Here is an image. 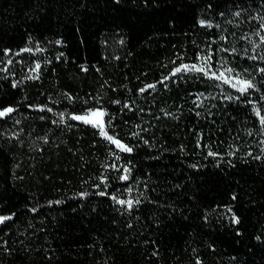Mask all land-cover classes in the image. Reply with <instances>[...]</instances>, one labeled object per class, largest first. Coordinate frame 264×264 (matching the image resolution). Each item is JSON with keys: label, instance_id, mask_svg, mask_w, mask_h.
<instances>
[{"label": "trees", "instance_id": "obj_1", "mask_svg": "<svg viewBox=\"0 0 264 264\" xmlns=\"http://www.w3.org/2000/svg\"><path fill=\"white\" fill-rule=\"evenodd\" d=\"M236 2L0 0V58L4 48L15 51L34 46L36 41L46 48L34 59L26 53L21 55L27 66L35 59L41 61L40 79H24L37 73L24 72L28 68L14 65L16 76L0 80V107L19 104L18 112L12 116L21 121L15 126L12 120L0 123V130L24 129L23 147L15 140L9 144L0 138V215L18 212L15 223L0 225V237L9 239L14 248L11 255L0 253V264H194L196 255L204 264H264V163L239 158L249 145L255 154L258 149L253 141L261 139L255 135L259 125L250 107L236 101L205 100L213 114L209 116L198 109L201 115L197 116L191 111L195 96L188 94L211 91L218 95L221 89L208 88L195 79L166 81L167 89L157 84L154 91L137 92L167 75L178 54H184V62H195L199 51L196 44H202L207 34L218 33L216 29L201 28L198 20L221 22L217 13L227 11L229 4L236 10ZM239 2L247 6V0ZM209 3L212 9L207 8ZM257 3L252 0L253 14L260 11ZM57 39L62 43L55 44ZM243 46L242 41L237 45ZM60 53L63 56L57 60ZM228 60L230 66L241 68H252L257 63L241 60L238 55L235 62L230 56ZM11 79L23 82L12 88ZM104 81L116 91L108 85L101 88ZM62 92L81 100L89 93L100 92L106 101L132 99L134 107L145 109L142 113L121 114L122 118L118 115V131L125 142L140 145L130 154L135 165L133 172L157 189L149 190L151 199L174 205L176 212L170 207L145 203L138 213L143 217L142 227L127 229L126 218L114 210L106 197L85 200L83 206L79 198L69 199L82 190V178L98 171L106 151L103 144H93L98 137L91 128L81 126L61 133L50 120L39 121L38 111L27 108L29 103L47 104L56 111L80 107V101L70 104L63 99ZM213 104L216 107H211ZM118 109L112 105L109 111L116 113ZM161 109L173 115L165 116ZM47 115L55 118L53 113ZM123 120L129 123L124 124ZM137 124L149 129L141 135L151 147L130 136V131H138ZM248 131L254 135L248 136ZM45 133L50 137L47 146L38 139ZM201 134L202 144H210L222 154L239 148L237 157L224 155L219 166L211 157L204 159L207 149L195 146ZM29 145H35V149ZM40 147H44L43 153L38 151ZM228 159L233 160L234 166L226 163ZM194 163L200 167H189ZM176 184L181 187H174ZM56 199L64 203L46 205L47 200ZM36 202L45 205L39 216L25 207ZM226 206H231L240 218L239 224L231 223V214H225ZM153 216L159 224L150 219ZM32 217L44 231L36 235H30L32 229L25 231ZM41 217L43 225L39 223ZM257 236L261 239L257 240ZM145 240L149 243L145 244ZM154 249L159 257L152 255Z\"/></svg>", "mask_w": 264, "mask_h": 264}, {"label": "snow or ice", "instance_id": "obj_2", "mask_svg": "<svg viewBox=\"0 0 264 264\" xmlns=\"http://www.w3.org/2000/svg\"><path fill=\"white\" fill-rule=\"evenodd\" d=\"M119 2V0H117ZM252 0H247V6H243L239 0L235 3V9L233 5L229 4L227 11H219L217 15L222 18L221 22H216L213 19L201 18L198 20V24L201 28L205 29H216L218 33L212 35L207 34L205 40L202 44H196L199 51L196 53L195 62H184V54L180 53L177 55L176 60L172 61L174 67L168 72L167 75H162L159 81L151 84H145L144 86L137 89L140 94L146 93V90L156 89L157 84H161L163 88H168V83L166 81L176 82L177 80L195 79L204 83L208 88H219L221 89L218 95L211 91H199L196 93H189L188 95H194L193 108L191 111L195 112L197 116L201 115L198 109H203L209 116L213 113L210 107L205 106V100H223V101H236L245 107H250L251 113L256 117V122H258V128L255 130V135L261 137L259 140L253 141L256 145L258 151L254 154L252 145L248 146V150L243 154L244 159L250 158L252 161H260L264 163V0H258L257 7L260 11H256L253 14L251 8ZM208 9H212V4L207 5ZM246 28V31H245ZM239 33V35H238ZM255 37L256 39H252ZM29 41L32 40L29 36ZM244 42L243 47H237L240 42ZM49 43H52L51 41ZM55 44L59 45L62 43L61 40L57 39L54 41ZM195 44V41L193 42ZM215 46V47H214ZM46 51L45 47H42L39 41H36L34 46H28L20 48L19 50H12L9 48H4L2 50L3 57L0 58V80L7 81L10 77H15L16 72L11 66L16 63L27 64V60L21 59L19 61L13 60L10 57V53L13 56H20L21 53H28L31 57L34 53H42ZM220 53H225L227 55H220ZM239 56L241 60L247 59L250 61L257 62L252 68H241L239 65L230 66L228 56L231 57L232 61H236V56ZM63 56L60 53L56 56L59 60ZM218 57V59H217ZM177 60L180 62L177 64ZM47 63H51L50 60ZM30 72L37 73L32 76H25L24 79L28 80H38L40 79L39 71L41 69V61L35 59L32 64L28 66ZM83 68V66H82ZM83 70L87 71L86 68ZM23 81L18 79H11V87L17 88ZM104 85H108L107 81L101 84V88ZM222 86H227L228 89L233 91H225ZM112 88L111 85H108ZM112 91H116L112 88ZM131 91V90H129ZM150 94V93H149ZM60 96L63 99L69 101L70 104H74L80 101L79 108H73L69 111L65 108L62 111H56L53 107H49L47 104L41 103H29L27 108L33 109L40 113L37 117L39 121L47 122L50 120L51 124L56 126L57 129L63 133L64 131H70L73 128H79L81 126L89 127L93 130V135L98 137L97 140L93 141V144L101 143L105 146L106 156L105 160L99 163V169L96 173L88 174L85 178L80 181L81 189L72 194L69 199L79 198L81 205L85 200H90L93 197H106L114 207V210L118 212L122 217H125V227L127 229L139 230L142 227L141 221L143 220L142 215L138 214L140 212L141 206L145 203L155 204L158 208L170 207L172 212H176L177 208L174 205H165L159 201L151 199L149 195V190L151 192H156L157 189L151 187V182L146 179H142L140 176H136L133 172L135 165L132 162L131 155L135 149L140 145L139 143L131 144L125 142L124 139L120 137V132L118 131V124L116 123L117 116L121 114H126L127 112H137L142 113L145 111L143 107L135 106V100L126 99L122 101L121 99H108L100 92L96 94L89 93L86 99L73 97L71 93L62 92ZM49 100L52 99L51 94L48 96ZM154 102V101H153ZM59 103V101H55ZM112 105L119 106L118 112H110L109 109ZM211 107H216L212 105ZM19 104L17 105H7L0 107V123H7L8 120H12L13 126L20 125L21 121L14 119L12 114L18 112ZM150 112L151 109L149 108ZM161 111L165 116H172L170 112H166L163 109ZM53 113L55 118L49 117L47 114ZM122 118V115H121ZM159 119V117H156ZM75 122V123H72ZM124 124H128L129 121L123 120ZM138 131H130V136L135 138L137 141H143L144 145L151 147L152 145L147 139L141 135V132L149 131L148 128H141L139 124L136 125ZM24 132L23 128L13 131L11 128L6 130H0V138L6 139L9 144L15 140L21 147L24 146V140L21 139V134ZM31 135V133H29ZM248 136H253L252 131L247 132ZM39 140L43 142V145L47 146L49 144L50 137L47 133L43 136L38 137ZM236 139H240L239 136ZM202 134L196 140V148L202 149L206 148V154H204V159L209 157L213 158L217 162V166L221 160H223L224 155L229 157H237V153L240 151L239 148L236 150H229L226 154L215 151L212 149L210 144H202ZM59 145H57L58 147ZM114 146V147H113ZM30 149H35V145H29ZM180 150H184V145L180 146ZM40 153H43L44 147L38 149ZM72 151V149H69ZM129 154L128 156H122L121 154ZM83 159V157H81ZM111 159V162H107ZM226 163L229 166H234L233 160L228 159ZM15 167L19 168L20 165L16 164ZM189 167L196 169L200 167L198 164H190ZM17 179H23V177H17ZM174 187L179 188L181 185L176 184ZM235 199V196H233ZM64 201L60 199L47 200L46 205L51 206L53 204L60 205ZM45 205H41L36 202L34 206L25 207L30 213L37 214L39 216V210ZM75 211V209H73ZM134 213H136L134 215ZM231 214L230 221L233 224H239L240 218L236 216L233 212L231 206H226V213ZM171 215V213H169ZM14 217L18 218V212H12L7 215H0V225L7 227L5 222H13ZM55 219V217H53ZM154 222L159 224L155 216L150 217ZM206 221L208 219L207 214L203 217ZM36 217H32L27 221L28 229H32L30 235H36L44 231L43 227H37L34 222ZM117 223L116 220L112 221ZM41 225L44 224V219L41 217L39 219ZM11 231V229H9ZM136 232L133 231V235ZM8 233H5L7 236ZM257 240L261 237L257 236ZM15 243V241H13ZM21 244L24 241H20ZM145 244L149 241L145 240ZM155 243V241H152ZM210 247H212L210 245ZM103 251V249H101ZM14 248L10 245L9 239L0 237V253H7L11 255ZM54 252L55 249H52ZM193 253L197 252L196 248L192 249ZM152 255L159 257L158 250L154 249ZM106 264V262H105ZM194 264H204L202 258L199 255L195 256Z\"/></svg>", "mask_w": 264, "mask_h": 264}, {"label": "rangeland", "instance_id": "obj_3", "mask_svg": "<svg viewBox=\"0 0 264 264\" xmlns=\"http://www.w3.org/2000/svg\"><path fill=\"white\" fill-rule=\"evenodd\" d=\"M23 54H24V53H21L20 56H13V55L11 54L10 57H11L13 60L19 61V60L22 59L21 55H23ZM27 54H28V53H26V55H27ZM35 54H36V53H34V54L31 55V57H32L33 59H34ZM28 55H29V54H28ZM217 59H218V57H217ZM17 64H18V65H17ZM31 64H32V63H29V65H31ZM14 65H16V67H18L19 65H20V66H24V67L28 68L27 70L25 69L24 72L31 73V72L29 71V67L27 66V64L16 63V64H14ZM14 65H13V66H14ZM13 66H11V67L14 69Z\"/></svg>", "mask_w": 264, "mask_h": 264}]
</instances>
